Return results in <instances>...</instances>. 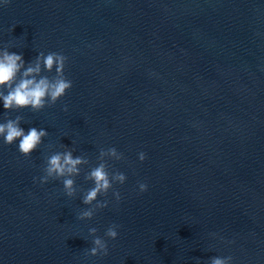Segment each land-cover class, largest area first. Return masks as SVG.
<instances>
[{"label":"water","instance_id":"95a60500","mask_svg":"<svg viewBox=\"0 0 264 264\" xmlns=\"http://www.w3.org/2000/svg\"><path fill=\"white\" fill-rule=\"evenodd\" d=\"M0 46L25 62L60 52L72 81L39 111L9 110L48 135L29 156L0 143V264H264V0H9ZM63 146L87 158L72 197L33 181ZM108 147L126 180L78 219ZM89 227L107 254H86Z\"/></svg>","mask_w":264,"mask_h":264},{"label":"clouds","instance_id":"9594fccd","mask_svg":"<svg viewBox=\"0 0 264 264\" xmlns=\"http://www.w3.org/2000/svg\"><path fill=\"white\" fill-rule=\"evenodd\" d=\"M8 3L9 0H0V7ZM65 60L62 53L49 51L37 52L33 59L25 62L22 52L9 51L7 46H0V110H3L0 112V143L11 145L15 142L16 151L23 156H29L42 143V138L48 135L45 127L25 128L21 124V115L10 117L8 113L9 110L25 108L36 112L46 105L54 104L63 96L72 85V81L64 74ZM64 110H67V106H64ZM122 156L115 147L99 149V162L90 167L84 176L85 180L91 181V186L80 197L81 203L89 207L78 212V219H90L96 209L107 206L108 200H97V196L106 194L113 184L125 182L126 176L123 172L113 171L110 174L104 162L105 157L120 160ZM137 159L143 161L145 153L138 152ZM86 163L85 156L73 155L72 148L63 146L62 150L51 151L44 157L42 174L38 178L34 176L33 181L38 179L40 184H44L50 179L60 180L64 194L72 197L77 191L73 178L80 173V165ZM146 189V183L137 182L139 192ZM112 197L119 201L120 193L113 190ZM118 227V224H109L104 231V237L115 239ZM87 232L91 236V246L87 248L86 254H107V241L104 237L95 235L97 229L89 227ZM231 261V256L213 255L208 258L207 264H231Z\"/></svg>","mask_w":264,"mask_h":264}]
</instances>
